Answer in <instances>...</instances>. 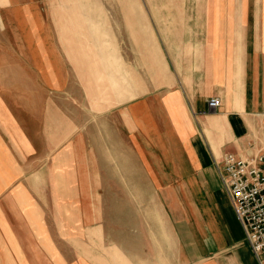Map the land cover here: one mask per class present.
Here are the masks:
<instances>
[{"label": "crops", "instance_id": "crops-1", "mask_svg": "<svg viewBox=\"0 0 264 264\" xmlns=\"http://www.w3.org/2000/svg\"><path fill=\"white\" fill-rule=\"evenodd\" d=\"M261 152L264 0H0V264H259Z\"/></svg>", "mask_w": 264, "mask_h": 264}, {"label": "built area", "instance_id": "built-area-1", "mask_svg": "<svg viewBox=\"0 0 264 264\" xmlns=\"http://www.w3.org/2000/svg\"><path fill=\"white\" fill-rule=\"evenodd\" d=\"M220 104L219 97L208 100L212 110ZM215 163L244 227L249 246L258 263L264 264V152L247 158L227 153Z\"/></svg>", "mask_w": 264, "mask_h": 264}, {"label": "bare ground", "instance_id": "bare-ground-1", "mask_svg": "<svg viewBox=\"0 0 264 264\" xmlns=\"http://www.w3.org/2000/svg\"><path fill=\"white\" fill-rule=\"evenodd\" d=\"M102 18V17H101ZM93 19V18H92ZM151 25V24H150ZM145 27V26H144ZM102 31V30H101ZM149 37V36H148ZM150 38V37H149ZM147 39V38H146ZM155 39V38H154ZM151 42H152V40H151ZM153 45V44H152ZM153 48V47H152ZM154 50V49H153ZM155 51V50H154Z\"/></svg>", "mask_w": 264, "mask_h": 264}]
</instances>
